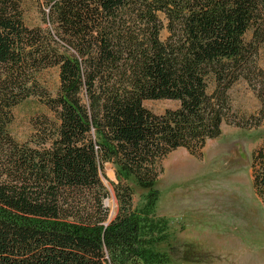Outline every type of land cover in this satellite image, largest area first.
Instances as JSON below:
<instances>
[{"label": "trees", "instance_id": "16d2710c", "mask_svg": "<svg viewBox=\"0 0 264 264\" xmlns=\"http://www.w3.org/2000/svg\"><path fill=\"white\" fill-rule=\"evenodd\" d=\"M262 46L264 0H0V264H170L173 235L154 213L163 163L199 156L224 123L264 126ZM53 68L56 96L40 83ZM240 81L260 109L236 124ZM30 98L46 113L21 142L13 111ZM159 100L180 106L144 105ZM107 163L149 191L144 209L122 178L111 216ZM252 171L264 206V140Z\"/></svg>", "mask_w": 264, "mask_h": 264}, {"label": "rangeland", "instance_id": "374dc122", "mask_svg": "<svg viewBox=\"0 0 264 264\" xmlns=\"http://www.w3.org/2000/svg\"><path fill=\"white\" fill-rule=\"evenodd\" d=\"M39 22V14L33 11L30 26ZM257 65L264 73V46ZM40 83L56 96L58 69L43 72ZM213 90L211 85L210 93ZM228 96L231 121L236 124L260 109L256 93L245 81L234 85ZM144 105L158 115L180 106L172 100L146 101ZM45 113L38 98L23 102L13 111L10 129L14 137L21 142L28 140L34 121ZM263 140L264 126L243 128L224 123L221 136L208 141L199 156L179 149L164 161V173L154 187L159 197L154 213L167 221L173 235L172 247L161 248L168 253L170 264H264V206L255 194L252 178L253 155ZM101 174L110 193L106 207L112 217L118 210L115 187L122 178L133 190L135 210L144 209L148 190L141 189L133 178L122 176L112 164H105Z\"/></svg>", "mask_w": 264, "mask_h": 264}]
</instances>
